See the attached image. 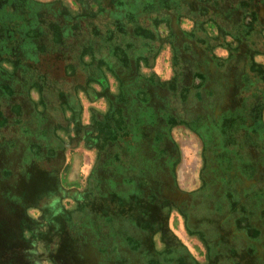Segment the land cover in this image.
Instances as JSON below:
<instances>
[{
  "label": "flooded vegetation",
  "instance_id": "1",
  "mask_svg": "<svg viewBox=\"0 0 264 264\" xmlns=\"http://www.w3.org/2000/svg\"><path fill=\"white\" fill-rule=\"evenodd\" d=\"M165 49L172 52L167 79L155 71ZM258 56L264 57V0H0V131L3 138L5 129L14 134L15 149L0 144L6 175L0 226L7 223L0 227V264H264V62ZM166 93L181 117L172 116L157 140L153 125L142 128L130 115L148 116L143 103L149 114L157 112ZM182 131L201 145L200 178L191 188L177 180L174 134ZM163 140L168 153L160 150ZM80 146L96 150L84 181L92 185L97 177L95 190L119 162L112 173H125L122 190L134 197L122 213L102 214L98 202L78 197L81 183L68 173ZM9 152L20 155L6 168ZM131 152L134 164L126 159ZM214 159L218 189L211 169L204 172ZM160 176L165 182L153 195L161 198L151 200L147 188ZM14 188L18 195L10 196ZM64 199L74 205L63 206ZM30 207L43 213L44 224L29 222ZM175 211L194 241L177 237ZM193 215L215 216L228 231L218 230L212 242L194 237L183 222ZM122 223L129 228L121 230ZM210 254L216 259L208 261Z\"/></svg>",
  "mask_w": 264,
  "mask_h": 264
},
{
  "label": "rangeland",
  "instance_id": "2",
  "mask_svg": "<svg viewBox=\"0 0 264 264\" xmlns=\"http://www.w3.org/2000/svg\"><path fill=\"white\" fill-rule=\"evenodd\" d=\"M171 57H172V52L170 50L165 49L162 52V54L160 55V57L157 58V62H156L158 64V65H156L157 70H159L158 73H161V75L163 77H166V79H167V77H169L171 75V62H170ZM257 59L259 61L264 62L263 56H261V57L258 56ZM164 96H163L164 98L162 100H159L157 103V107H158L157 112L154 113L153 111H151V113L149 114L148 110H147L149 108V106L146 105L147 103H143L144 105H143V108H141V110L146 112L148 114V116H143V117L135 116L133 112H131V115H130V117L132 118L131 119L132 121L133 120L136 121L137 119H134V118H138L137 121H139V124L142 128H144L143 125H146V126H148L149 124L153 125V126H150L149 129H152V127H155V128H153V130H154L153 134H154V137L157 138V140H159V139L162 140V138H165L167 129L171 128L170 122L173 120L172 116H175V117L178 116L179 118L181 117L180 111L179 110L176 111V103L170 102L167 105L166 101L168 99V93H166ZM166 105L169 106V108L166 107ZM167 110H169L170 112ZM99 128H101V134L105 133V131H103L102 127H99ZM7 130L8 129H5L3 131L4 134L8 136L6 138H3L4 135H3L2 131H0V144L2 142H4L5 145L7 144V147H10V145H11L10 142L13 141L10 138L14 134L11 132L10 136H9V134L7 133ZM141 135H142V130H141L140 136ZM160 136L162 138H158ZM174 136H175L176 143H177L178 149H179V156H178L179 165L176 168L177 180H178L181 187L191 188L192 183L199 181V178H200V177H198V169H199V167L201 165V161H202L201 153H199V149H200L201 145H200L198 138L191 132H186V131H182L181 133L175 132ZM23 142H25L24 139L22 141V146L24 144ZM167 143L168 142L166 140H163L162 142L159 143V147H160V150L162 152L165 150V152L168 153ZM212 143H213V148H214V146H216V144L218 145L217 138L213 137ZM170 145H171V143H170ZM11 149H13V148H11ZM113 149H115V146L111 145V151H113ZM13 150H15V149H13ZM140 150L142 151L143 148H141ZM160 150H158V152L154 154V155H156L157 160H156V158H153L152 156L149 159L153 158L156 161H160V163H161L163 160V158H162L163 154L160 153ZM216 153H217V151H216ZM16 155L19 156L20 153L18 152V154H17V153H13V152L10 153L9 152L8 156L10 157V159L5 160V162H4L6 168L12 164V161ZM68 156H69V158H71L72 152H69ZM104 156L105 155H103V157ZM146 157H147V155H146ZM105 158L109 161L110 160L109 154ZM128 158H129V161L131 162V164H134L135 152H131L129 154L126 153V159H128ZM71 161H72V165H71V168L69 169L68 177L72 181L76 180L79 183H81V185L78 186V191H79L77 193L78 197L83 199V201L87 200V202H89V201H92L95 203L98 202L97 204L99 205V207L101 209H99L97 212L102 211V214L105 213L106 215H110L111 217H114V214L122 213L123 209H127L131 204L134 203V201H133L134 197L133 196H127L126 193L122 190V185L124 184L125 173L123 174L119 171L116 174L112 173V170H114L116 168L119 169V167H120L119 162L114 161V163H112L113 165L110 166L111 169H110L109 176H107L105 178L106 180H103L104 183L101 182L102 183L101 187L96 188V190H95L94 185H96V183H98L97 177H94L92 185L91 184L86 185L84 183V181L86 180V177H88V175L92 174L91 173L92 168L97 163V153L95 152L92 154V153H90L89 149L86 150L85 148L82 149V148L78 147L76 152H74ZM214 162L215 163L211 166V168L204 170V172H207L208 170L211 169L209 171V175H210L209 180H211L212 183L214 184V189H218V163L215 159H214ZM33 166L34 165L31 164V168ZM0 167L2 168L1 164H0ZM23 168H25V166L22 162L21 170H23ZM34 168H36V167H33L32 169H34ZM112 168H114V169H112ZM159 172H161V170ZM12 173L15 175L16 171L12 170ZM150 173H154V172L150 171ZM5 176H6L5 174L2 175V173H0V178L5 177ZM100 178L101 177H99V179ZM151 181L149 183H151ZM37 182L38 181H36V183ZM46 182L49 183V186L51 184H55V181L53 179V175L50 176V179L46 180ZM160 182H165V180L162 179L161 176L157 177V179L154 181V184H156V185H153V183H152V184H150L151 189L147 188V190L149 192H146V193H147V195L149 194L148 195L149 197L151 196V198H150L151 200L161 198V197H156V195H153V194L157 193V191L159 189L158 184ZM0 184H1V182H0ZM144 185H145V183H143L141 185V187ZM136 186H137L136 187L137 190H141V188L139 187V183ZM208 187H210V185ZM50 188H52V187H50ZM8 190L10 191V196L14 195V194L18 195L17 194L18 190L16 188L8 189ZM73 190L76 191L74 188H73ZM49 191L50 190H48L47 193H49ZM137 194L138 193H136V195ZM60 196L63 197V195H61V192L59 191V193L56 197L58 199H60V198H62ZM138 197L142 198L143 196L139 195ZM26 202H27V206H28V203H30L29 199ZM62 202H63L62 203L63 206L69 205L68 206L69 209H70L71 204L74 205L73 201H70L67 199H64ZM34 203L38 204V205H43V203H40V201L39 202L35 201ZM90 206L93 207L92 205H90ZM204 206H206L205 203H204ZM204 206H203V209L205 210ZM11 207H12V204H11ZM85 209L89 210L88 207ZM27 210L29 211L28 213L31 215L30 218H28V220L32 225H34V224L38 225L40 221L42 222L41 224H44V222L46 220L42 216L43 213L41 214L40 211L37 212L34 207L27 208ZM174 214L176 215V220L178 221V224H179V227H176V229H175L177 237L180 240L185 241V242H192V240L194 241V238H192V237L189 238L188 233H184V231L182 229V226H183L182 219H181V216L178 214V211L177 212L175 211ZM0 220L6 221V219L3 216H0ZM20 220L21 219L18 217L15 218L14 223L11 220V225L12 226L19 225ZM183 222H184L185 226L187 227L188 232L192 233L193 235L197 234L194 237L201 238V240H203V241L206 240V241L212 242L215 238L217 239L218 238V230L223 231L226 229L228 231V228H226L227 224L221 222V224L224 228L220 227V224L218 225V219H216L215 216H212L210 218L209 217L204 218L202 216L201 218H198V216L196 217L193 215L190 217V219L188 217H185ZM6 224L2 223V225L0 227L1 228L6 227L5 229H7ZM8 224H10L9 219H8ZM124 225L125 224L122 223L123 229H121V230H123V231H125L126 228H129L128 224L125 226ZM92 226L94 227L95 225H92ZM120 227H121V223L118 224L119 229H120ZM215 231H217V232L214 233ZM204 233H206V236L208 239L202 235ZM16 234H18V232H16ZM21 234H22V232H21ZM21 234H19L20 237H21ZM94 238H96V237H94ZM253 241L257 243V241L255 239ZM211 246H212V244H211ZM256 248L260 249V245H257ZM192 251H194V250H192ZM214 251L216 253L218 251V248L214 249L213 252ZM213 252H212V254H213ZM212 254H210L208 256V261H210V256H211L212 260L216 259V255L212 256ZM106 255L107 254H104L105 257H106ZM108 255L112 256L110 253H108ZM196 256L200 260H203L202 258H204V255H197L196 254ZM105 257L103 258L104 262L106 260ZM112 259L113 258L107 259V260L109 262ZM43 264H52V263L51 262H45Z\"/></svg>",
  "mask_w": 264,
  "mask_h": 264
},
{
  "label": "clouds",
  "instance_id": "3",
  "mask_svg": "<svg viewBox=\"0 0 264 264\" xmlns=\"http://www.w3.org/2000/svg\"><path fill=\"white\" fill-rule=\"evenodd\" d=\"M57 203H58V201H53L52 204L50 205V207L53 210V215H59L60 214V209L56 207Z\"/></svg>",
  "mask_w": 264,
  "mask_h": 264
},
{
  "label": "crops",
  "instance_id": "4",
  "mask_svg": "<svg viewBox=\"0 0 264 264\" xmlns=\"http://www.w3.org/2000/svg\"><path fill=\"white\" fill-rule=\"evenodd\" d=\"M156 65H158V64L156 63ZM155 71L159 72V70H157V66H155ZM96 104H98V103L96 102ZM79 148H82V149H83L84 147H81V146H80ZM85 149H86V148H85ZM86 150H87V149H86ZM95 152H96L95 149H94V151H93V150H90V153H92V154L95 153Z\"/></svg>",
  "mask_w": 264,
  "mask_h": 264
}]
</instances>
